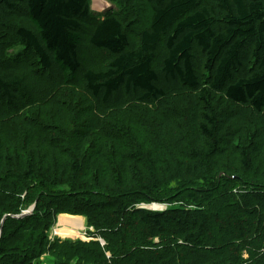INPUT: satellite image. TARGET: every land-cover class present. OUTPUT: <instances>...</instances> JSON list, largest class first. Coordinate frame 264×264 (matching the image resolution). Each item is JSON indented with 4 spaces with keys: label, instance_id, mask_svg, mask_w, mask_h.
I'll use <instances>...</instances> for the list:
<instances>
[{
    "label": "trees",
    "instance_id": "obj_1",
    "mask_svg": "<svg viewBox=\"0 0 264 264\" xmlns=\"http://www.w3.org/2000/svg\"><path fill=\"white\" fill-rule=\"evenodd\" d=\"M143 2L132 31L88 0H0V29L29 24L19 55L0 44V264H264V0ZM141 107L163 113L146 133L124 118ZM60 213L91 240H50Z\"/></svg>",
    "mask_w": 264,
    "mask_h": 264
},
{
    "label": "rangeland",
    "instance_id": "obj_2",
    "mask_svg": "<svg viewBox=\"0 0 264 264\" xmlns=\"http://www.w3.org/2000/svg\"><path fill=\"white\" fill-rule=\"evenodd\" d=\"M88 1H89V9H91L93 16H95V18L97 19L104 18L106 14H118L120 16L121 21L124 24L128 22L127 29L129 30V27H131L132 31L134 29L132 25H137V30H140L144 28V26L147 25L148 19L146 18V16L148 15V11L144 9L145 5L143 4L144 3L143 0H88ZM20 25L27 26V27L29 26L28 22L23 17L14 16L9 22V26L7 28L0 29V44H2V46L4 45L6 54L8 56H12V55L17 56L23 51L22 46L17 43L16 36H14L16 27ZM92 57L94 60L93 64H94L95 69L104 68L107 62L110 60L109 55L106 52L95 51V49H92ZM34 72H37L39 76L42 77L41 73L38 70H35ZM66 92L64 93L66 97L67 96L70 97V95L71 97L72 95L73 97H76V95L73 94L72 91L71 92L68 91L67 93L69 94H67ZM27 114H28L27 115L28 119H38L40 122L42 121L43 123H46L49 120L47 111L43 109L41 110L33 109V110H30V112H28ZM175 114L176 116H178V119L180 120L181 124H183L185 117H186V110L179 109L177 110ZM124 115H125L124 118L126 120H132L133 122H137V128L140 125L139 130H141L143 133H146L152 127L153 117H158V116L161 117L163 113H160V112L150 113L145 107H141L137 109V111L133 109L132 111H129ZM141 124H143V126H141ZM148 125H149V128H148ZM2 128L4 129L3 134H5L6 130H12L14 133L18 127L14 125V123H9V124L0 123V133H2L1 131ZM43 130L44 129L42 128L40 130V133L41 131L42 133H44ZM237 137H239V135ZM2 141H5V140L0 137V143H2ZM163 150L164 149H160V151L164 152ZM171 150L173 151V149ZM1 151H4V149L2 148ZM169 153L170 152H168L167 150V152H164L162 157L164 156L163 158L167 159ZM177 155H178V152H177ZM0 188L2 187L0 186ZM35 194L36 193H34V195ZM174 195H175L174 198L176 200L178 199L181 200L177 192ZM29 199L30 200H28L27 202L23 204L21 208V212L16 214V216H19L24 211H29L32 205H34L35 207L34 201H32L31 198ZM159 204L163 206L162 209L164 208L166 209L167 207H170L171 203H159ZM173 204H178V203H173ZM33 210L30 211V214L33 212ZM62 216H65V217H62ZM74 216L75 217L69 214H61V213L56 215L55 219L53 220L49 229L47 230L48 238L50 240H55L56 238H59L61 240H70V241L71 240L72 241L81 240L85 242H88L89 240H91L93 236L91 237L90 235L94 233L93 228H90L87 226L85 218L83 222L82 218H80V215H74ZM61 219L62 220H65V219L72 220L76 222L77 224L82 225V227H76V226L68 227L67 225H62L60 224ZM89 233L91 234L89 235ZM95 239H98L102 244H104L103 238H101L99 235L96 236ZM247 248L248 247L246 248L243 247L239 251V254L241 256L240 261H246L245 259H248L249 254L247 252ZM88 254H89L88 252H85L84 254L85 259L87 258ZM58 260H59V257H57L55 254L52 255L50 253L44 252L40 257L32 259V260L24 261L22 262V264L24 263L25 264H80L82 263L81 260L68 261V263H66V261H58ZM247 261H252V259L250 258Z\"/></svg>",
    "mask_w": 264,
    "mask_h": 264
},
{
    "label": "water",
    "instance_id": "obj_3",
    "mask_svg": "<svg viewBox=\"0 0 264 264\" xmlns=\"http://www.w3.org/2000/svg\"><path fill=\"white\" fill-rule=\"evenodd\" d=\"M151 209H162L163 206L161 204H152L150 206H147ZM34 208V205H32L29 209V211H24L22 214H20L19 216H16V215H11V216H14V217H23V216H26V215H29L30 214V211L33 210Z\"/></svg>",
    "mask_w": 264,
    "mask_h": 264
},
{
    "label": "bare ground",
    "instance_id": "obj_4",
    "mask_svg": "<svg viewBox=\"0 0 264 264\" xmlns=\"http://www.w3.org/2000/svg\"><path fill=\"white\" fill-rule=\"evenodd\" d=\"M62 217H65V216H62ZM60 224H62V225H67L68 227L70 226V227H73V226H76V227H82V225H79V224H77L76 222H74V221H72V220H67V219H65V220H60ZM75 228V227H74Z\"/></svg>",
    "mask_w": 264,
    "mask_h": 264
},
{
    "label": "crops",
    "instance_id": "obj_5",
    "mask_svg": "<svg viewBox=\"0 0 264 264\" xmlns=\"http://www.w3.org/2000/svg\"><path fill=\"white\" fill-rule=\"evenodd\" d=\"M71 216H72V215H71ZM73 217H75V216H73ZM78 217H79V216H78ZM80 218H82V220H83V222H84V218H83V217H81V216H80Z\"/></svg>",
    "mask_w": 264,
    "mask_h": 264
}]
</instances>
